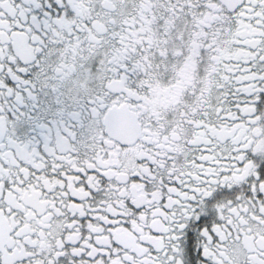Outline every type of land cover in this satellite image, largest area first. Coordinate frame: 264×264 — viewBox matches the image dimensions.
<instances>
[{
    "label": "snow or ice",
    "instance_id": "1",
    "mask_svg": "<svg viewBox=\"0 0 264 264\" xmlns=\"http://www.w3.org/2000/svg\"><path fill=\"white\" fill-rule=\"evenodd\" d=\"M0 264H264V0H0Z\"/></svg>",
    "mask_w": 264,
    "mask_h": 264
}]
</instances>
